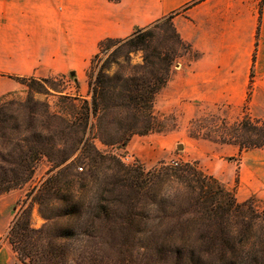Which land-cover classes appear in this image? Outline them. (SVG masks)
<instances>
[{"label": "trees", "instance_id": "trees-1", "mask_svg": "<svg viewBox=\"0 0 264 264\" xmlns=\"http://www.w3.org/2000/svg\"><path fill=\"white\" fill-rule=\"evenodd\" d=\"M162 23L172 30L175 48H170V37L160 47L154 46L151 30ZM125 46L130 48L129 53H142L141 64L132 67L131 74H109L111 65L121 66L118 57ZM189 52L175 32L171 17L136 29L128 38L103 40L86 72L90 100L64 98L74 114L67 117L47 110V125L42 128L35 127L32 121H17L9 100L11 94L0 98V195L29 182L42 158L51 164L48 177L18 204L6 233L21 263L65 264L69 243L88 236L81 222L120 217L118 211L109 212L101 206L107 202L108 194L114 205L134 209L141 193L127 179L129 169L117 157L100 153L94 141L99 139L106 147H125L133 136L165 133L167 130L160 127L153 113L154 100L170 80L175 60ZM14 79L30 92L38 83L47 85L53 81ZM250 94L249 88L247 101ZM195 122L187 129L188 137L204 139L192 131ZM237 127L251 133L254 139L248 138L246 144L236 140L213 142L237 145L240 153L264 147V121L244 113ZM82 164L88 167L86 173L76 171ZM104 164L112 174L101 179L100 192L95 193L97 202L92 204L91 170H99ZM169 171L172 184L178 187L170 196V264H264V211L258 214L253 200L237 203L216 179L203 175L194 164ZM34 207L45 222L39 229L32 226ZM134 217L130 211L123 219L132 222ZM93 225L92 229L97 230Z\"/></svg>", "mask_w": 264, "mask_h": 264}, {"label": "crops", "instance_id": "crops-1", "mask_svg": "<svg viewBox=\"0 0 264 264\" xmlns=\"http://www.w3.org/2000/svg\"><path fill=\"white\" fill-rule=\"evenodd\" d=\"M168 17L193 59L173 69L153 113L170 116L178 128L154 137L151 151L143 145L147 136L133 137L128 149L134 142L136 155L148 161L147 152L153 159L182 143L178 157L206 159L204 169L217 181L230 186L235 170L240 201L264 200V147L240 153L237 145L186 134L192 122L208 114L233 121L246 111L251 119L264 118V0H0V98L20 89L14 78L70 76L83 88L100 42L128 38ZM186 148L188 156L181 155ZM226 160L230 170L224 176L217 167ZM0 264L24 263L3 242Z\"/></svg>", "mask_w": 264, "mask_h": 264}, {"label": "rangeland", "instance_id": "rangeland-1", "mask_svg": "<svg viewBox=\"0 0 264 264\" xmlns=\"http://www.w3.org/2000/svg\"><path fill=\"white\" fill-rule=\"evenodd\" d=\"M151 33L153 35L152 42L154 46L160 47L161 44L165 42V38L170 37V48H175V37L166 23L159 24L151 30ZM112 51L113 49L109 51L108 54ZM129 52L130 48L125 46L118 57L121 66L111 65L109 74L122 71L125 72V74H131L132 67L141 64L142 53ZM108 54L106 56H108ZM106 56H104L102 60H104ZM192 59L193 55L190 52L184 57L177 58L173 69L178 67L179 63ZM101 62L102 61H100V63ZM51 79L53 81L47 85L38 83L31 92L26 86L21 85L18 91L11 94L9 100L13 104L12 110L18 122L23 121L24 123H28L32 121L35 127L42 128L41 126L44 127L47 125V120L45 118V112L47 110L50 113L67 117L74 114L69 104L64 102V98H75L77 101H80V99L90 100L88 96L87 80L83 88H80L78 82L70 76L52 77ZM75 104L76 106L79 105L78 102ZM244 113H246V111ZM156 118L159 120L160 127L167 131H165V133L151 134V138H153L151 140H149L150 137H148L150 135L143 138L146 141V143H143V145L146 146V151L152 150L151 146L156 141L154 137L165 136L178 128L175 120L170 116H156ZM258 120L264 121V118ZM240 122L241 118L232 121L226 120L217 114H208L196 120L191 129L193 132L200 133V135L204 137L203 140L210 142L236 140L237 142L246 144L245 142L248 138L254 139V137L251 133L240 130L237 127ZM174 127H176V129H173ZM188 128L189 126L186 128L187 135ZM128 143L125 147H106L100 143L99 139H96L94 141V146L102 154H110L117 157L121 164L129 169V172H126V174H128L127 179L132 183L134 182L136 186L135 189L141 193L137 205H133V210L130 209L129 205L121 207L116 206L112 203V197L109 198L108 194L106 198L107 202L102 203L101 206L107 208L109 212L118 211L119 213L117 214H119L120 217L102 219L98 222L86 219L81 222V226L87 228L86 234L88 236H82L69 243L65 264H170V223H173L170 220V196L176 193L178 187L174 185L175 183L172 184L169 169L179 168L189 163L194 164L203 175L209 176L203 165L206 159L202 162L183 161L178 157V153L184 150V145L178 143L177 148L159 153V156L153 159L151 152H147L149 160L144 161L142 157L136 155L139 149L138 146L134 148L133 142L128 149ZM248 151L251 150L244 152ZM188 154L189 150L186 148L184 154L181 155L188 156ZM176 161L179 163L178 167L172 165L173 162ZM234 161V165H238V158L236 160L234 159ZM229 163L230 160H226L217 167L224 176L227 175L230 170L229 167H227ZM80 167L83 170L80 169ZM50 169L51 164L47 159L42 158L36 164L34 175L29 182L20 189L0 195V246L3 242H7L6 233L9 224L19 209L18 204H20L28 192L37 189L42 184L48 177ZM87 170L88 167L85 164L78 165L76 168L78 173H86ZM91 172L92 178L89 187L94 194L90 197V202L93 204L97 202V194L95 193L101 188L100 185L103 181L101 179L105 176L107 178V176L112 173L106 164H104L101 169L91 170ZM123 180H126L125 176ZM218 182L228 193L234 196L237 203H244L251 199L253 200V208L258 214L264 211L263 199L252 196L248 197L243 202L240 201V197H236L235 189L238 185V180L235 170L233 173V182L230 186L222 181ZM108 189L110 190V188ZM245 194L247 195V193ZM130 211L135 214V217L132 222H126L123 216H125L126 212L128 213ZM31 220L32 226L35 229L41 228L45 223L39 216L36 207L32 210ZM60 222L61 221H59V223ZM92 223L94 224L93 227H96L97 230L92 229ZM61 224L64 223L61 222ZM165 260L166 262H164Z\"/></svg>", "mask_w": 264, "mask_h": 264}, {"label": "built area", "instance_id": "built-area-1", "mask_svg": "<svg viewBox=\"0 0 264 264\" xmlns=\"http://www.w3.org/2000/svg\"><path fill=\"white\" fill-rule=\"evenodd\" d=\"M174 167H178L179 166V163L176 161V162H173Z\"/></svg>", "mask_w": 264, "mask_h": 264}]
</instances>
